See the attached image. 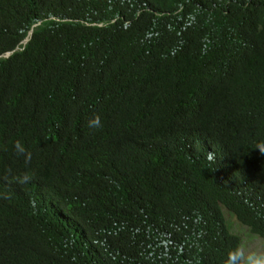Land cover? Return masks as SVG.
Masks as SVG:
<instances>
[{"label": "trees", "instance_id": "obj_1", "mask_svg": "<svg viewBox=\"0 0 264 264\" xmlns=\"http://www.w3.org/2000/svg\"><path fill=\"white\" fill-rule=\"evenodd\" d=\"M264 240V0H0V264H244Z\"/></svg>", "mask_w": 264, "mask_h": 264}, {"label": "rangeland", "instance_id": "obj_2", "mask_svg": "<svg viewBox=\"0 0 264 264\" xmlns=\"http://www.w3.org/2000/svg\"><path fill=\"white\" fill-rule=\"evenodd\" d=\"M224 210L231 231L242 238L244 264H264V240L241 224L232 212Z\"/></svg>", "mask_w": 264, "mask_h": 264}]
</instances>
